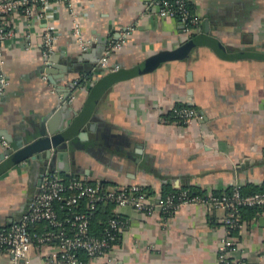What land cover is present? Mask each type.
<instances>
[{"label":"crops","instance_id":"0c3cea01","mask_svg":"<svg viewBox=\"0 0 264 264\" xmlns=\"http://www.w3.org/2000/svg\"><path fill=\"white\" fill-rule=\"evenodd\" d=\"M155 1L48 7L55 42L46 66L43 22L13 18V37L0 56V140L7 145L0 146V229L20 219L48 172L104 188L139 185L149 197L264 192V0H188L200 19L189 37L175 19L158 18ZM74 20L84 51L72 38ZM121 35L122 48L99 68L100 52ZM187 41L192 48L184 58L149 69L151 57ZM180 108L192 109L195 118L178 122L173 111ZM41 129L51 140L47 156L17 161L15 151L7 154L24 137L43 139ZM96 212L97 222L117 217L122 228L105 258L81 256L82 264H214L225 234L221 209L147 215L104 206ZM238 217L243 229L232 236L235 255L264 264V209ZM45 230L29 229V264L56 253L54 244L34 243ZM0 264H10L7 253L0 252Z\"/></svg>","mask_w":264,"mask_h":264},{"label":"built area","instance_id":"2783aa9c","mask_svg":"<svg viewBox=\"0 0 264 264\" xmlns=\"http://www.w3.org/2000/svg\"><path fill=\"white\" fill-rule=\"evenodd\" d=\"M65 7L71 11L72 0H0V56L7 42L13 37L10 28L13 18L22 19L27 25L43 22L41 31V57L43 65L52 53L55 35L49 27L48 7ZM158 18L175 19L180 26V33L189 37L198 27L200 19L190 11L188 0H156ZM72 38L86 50L87 44L79 40V21L74 20ZM126 34V33H125ZM125 41V35L110 40L102 49L97 60L99 68L107 67V57L118 52ZM28 46V45H27ZM109 68L108 71H113ZM44 78V76H42ZM5 86L0 78V93ZM173 114L178 122L187 123L195 118L189 108L174 109ZM0 146L6 148L4 141ZM85 204V212H76L79 203ZM61 204L65 214L58 218L54 205ZM111 204L114 207H131L137 212L151 215L160 211L167 215L174 214L180 207L199 206L206 210L221 209L225 217L220 226L225 234L216 243V259L214 264H245L236 254L234 238L230 232L241 233L243 224L238 217V208L259 209L264 206V192L241 196L237 189L229 195L192 196L185 191L167 194L163 197H149L139 185L104 188L101 183L89 184L80 177L72 176L67 181L60 179L55 173L44 174L38 187V193L29 202L20 219L8 228L0 229V252L10 257V264H29L27 254L32 245L29 229L36 225H44L47 229L40 236L34 237L39 247L54 244L56 253L41 264H82L77 253L82 252L88 260L105 258L116 234L121 230V222L117 217L109 219L103 226L100 238L89 234V219L97 204Z\"/></svg>","mask_w":264,"mask_h":264},{"label":"water","instance_id":"95a60500","mask_svg":"<svg viewBox=\"0 0 264 264\" xmlns=\"http://www.w3.org/2000/svg\"><path fill=\"white\" fill-rule=\"evenodd\" d=\"M192 48V42L187 41L171 53L165 55V54H158L154 57H151L149 59V69L154 68L159 62H162L166 59H173V60H179L184 58L190 49ZM42 138L44 137V131L41 129L38 133ZM32 136V135H31ZM51 148V140L49 138H43V139H35L32 142H28L27 139L24 137L23 142H15L14 149L10 152H7V154H12L13 151H15V159L17 161L24 160L26 158H32L34 155L39 152H44V155L47 156L48 150Z\"/></svg>","mask_w":264,"mask_h":264},{"label":"trees","instance_id":"16d2710c","mask_svg":"<svg viewBox=\"0 0 264 264\" xmlns=\"http://www.w3.org/2000/svg\"><path fill=\"white\" fill-rule=\"evenodd\" d=\"M189 5V4H188ZM64 182L65 181H67L68 179H62ZM187 193L189 194V195H192V196H203L201 193H193V192H189V191H187ZM227 195H229V194H227ZM107 207V206H112L111 204H106V205H104V204H97V205H95V207H94V209H93V211L91 212V215H90V219H89V234L92 236V237H96V238H100L101 237V234H102V229H103V226H104V224L106 223V221L105 222H97L96 221V219H95V216H96V214H97V210L100 208V207ZM60 208L61 207V204L60 203H58V204H55L54 205V208H55V211H56V214H57V216H58V218H62V216H64V214H65V212H64V210L62 209L60 212H58V210H57V208ZM260 209H264V206H262L261 208H259V209H254V208H246V207H241V208H238V215L240 214V211H246V212H248V213H250V217L254 214V212L256 211V210H260ZM76 212H80V213H83V212H85V204L83 203V202H80L79 203V206L77 207V209H76ZM114 217H110V219H113ZM43 225V224H42ZM44 226V225H43ZM236 233L235 232H230L229 233V235H231V236H233V235H235ZM117 238V234H116V236H115V239ZM115 241V240H114ZM81 256H83V257H85L84 255H83V253L82 252H78L77 253V257H78V260L80 261V263H83V260H81ZM85 259H87V258H85Z\"/></svg>","mask_w":264,"mask_h":264}]
</instances>
